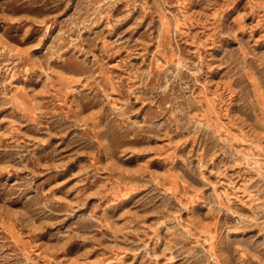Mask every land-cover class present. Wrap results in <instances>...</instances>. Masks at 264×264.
<instances>
[{
    "label": "rangeland",
    "instance_id": "374dc122",
    "mask_svg": "<svg viewBox=\"0 0 264 264\" xmlns=\"http://www.w3.org/2000/svg\"><path fill=\"white\" fill-rule=\"evenodd\" d=\"M0 264H264V0H0Z\"/></svg>",
    "mask_w": 264,
    "mask_h": 264
}]
</instances>
